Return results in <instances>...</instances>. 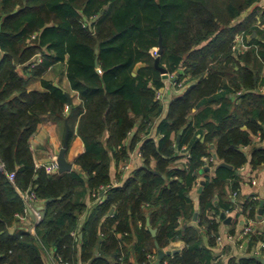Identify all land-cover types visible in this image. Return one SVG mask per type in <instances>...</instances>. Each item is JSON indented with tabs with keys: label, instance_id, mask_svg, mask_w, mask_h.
<instances>
[{
	"label": "trees",
	"instance_id": "trees-1",
	"mask_svg": "<svg viewBox=\"0 0 264 264\" xmlns=\"http://www.w3.org/2000/svg\"><path fill=\"white\" fill-rule=\"evenodd\" d=\"M259 1L0 0V264H46L50 249L68 264H132L128 246L135 235L143 264L157 255L156 240L165 249L179 238L185 247L160 264H211L200 228L212 234L219 224L208 212L231 211L227 185L238 192L242 166L264 164V147L251 154L242 149L251 133L264 139V11L235 24ZM238 34L249 48L236 53ZM160 38V65L177 83L185 76L197 83L169 104L156 140L149 134L164 113L156 99L164 79L153 54ZM39 53L43 60L31 67ZM66 60L81 98L73 107L64 90L44 78ZM25 64L31 70L21 74L17 68ZM28 73L43 89L29 90ZM48 113L69 126L68 147L75 135L83 139L85 151L76 159L81 171L56 175L36 166L30 141ZM137 149L141 165L114 186L112 165L121 167ZM187 153L189 160L179 163ZM6 171H15L14 182ZM200 174L198 227L188 225L183 234L180 218L189 222L196 213L190 193ZM28 189L49 201L43 220L35 232L13 233L25 208L21 191ZM88 196L97 206L80 225ZM258 207L257 201L245 204L249 217ZM248 237L250 247L264 241L259 231ZM231 263L263 264L253 257Z\"/></svg>",
	"mask_w": 264,
	"mask_h": 264
},
{
	"label": "crops",
	"instance_id": "crops-1",
	"mask_svg": "<svg viewBox=\"0 0 264 264\" xmlns=\"http://www.w3.org/2000/svg\"><path fill=\"white\" fill-rule=\"evenodd\" d=\"M263 11H264V0H260L252 7H250L248 10L244 11L240 19L236 21L235 24H238L241 21L247 19L252 14V12H255L257 14V17H260ZM3 55L4 53L2 51V53H0V61L2 60ZM42 57L44 58V56ZM142 65L143 64H139L137 68L141 67ZM17 69L21 74H24L26 70H31L28 64L20 65L18 66ZM28 75H30L29 90L43 89L39 78L34 77L30 73H28ZM262 75H264V70L262 72ZM44 78L50 80L55 86L62 88L64 92L70 96L71 101H69V103H71L72 107L74 105L81 104V98L79 92H77L72 88L71 82L67 76V60L64 62H57L56 64L51 66L48 69V71L45 73ZM163 79H164V86L160 88V91H162L163 93L164 113L158 120H156V124L152 128L149 134L150 137H153L156 140L160 138V136L157 134V125L162 119H164L167 116L169 110V104L173 100L181 97L191 85L197 83V80L190 81V78L186 76L182 79V82H179V84H176L174 80L171 78V76H168L166 78L163 76ZM68 112L69 111H66V114H68ZM194 112H196V109H194ZM66 128H67V123L64 119H58L57 117H54L49 113L43 114L41 116V122L38 125V128L35 131V133L32 135L30 141L31 149L37 167L39 168L47 167L53 161L57 160L60 150L63 146V139ZM250 138H251V144L242 148L248 154H251L254 147L256 146L264 147V139H262L259 134L251 133ZM84 151H85V143L83 139L80 136L75 135L71 140L70 145L66 152L67 160L73 164L72 170L81 171V167L76 163V159ZM139 153L140 152L138 149L132 153L131 155L132 167L130 170L122 172L121 167L118 168L116 164L112 165L111 176L114 186H121L128 178L129 174L134 169H136L141 165L142 158L139 156ZM184 162H185L184 158L179 161V163H184ZM216 163L217 165H219L222 162L217 159ZM155 164L156 161L153 160L152 166H155ZM214 173H215L214 170H211L209 174L210 176H214ZM55 174L59 175L62 173L58 171ZM239 175H240L239 187L237 189L238 192L236 197L234 196V191H232L231 184L227 185L226 187V193L228 195V198H230L231 201L233 202L234 208L231 211L226 210L225 212L223 211L222 213H226L227 217H231V222L229 224L225 223L221 219L222 213L220 215H215L213 211H210L208 212L207 215L209 218L215 219L219 224L218 232L214 231L212 234H210L206 231V228H200L203 245L210 250L213 257L211 264H232L231 262L234 261L235 259L238 261L240 258L254 256L253 252L255 251L259 243L253 247H250L249 239L246 237V234L244 235L245 227L250 226L252 228L251 232L259 231V234L260 233L264 234V164L258 166L257 168H254L250 163H247L244 166H242ZM253 178L256 180V183L252 182ZM204 180H205L204 175L200 174L198 176V183L194 186V188L190 193L195 203L196 213H198V217L200 213L199 188L202 186L201 182H203ZM248 201L259 202L258 212L255 217H249L250 211L248 212L245 209V204H247ZM86 202L89 209L88 211L82 214L79 221L80 225L86 223V221L93 213L95 207L97 206L98 201L96 200L94 202L88 196L86 198ZM261 208H263L262 213H260ZM192 222L193 219L190 220L189 222L188 221L186 222L184 216L180 218V230L182 231L183 234H186L187 232L186 227L188 225H193ZM198 223H199V219L197 221V224ZM32 227L33 226L31 220H27L25 222H21V224L18 226V229L14 227L12 229V232L17 233L18 231L25 229L29 231H34L33 230L34 228ZM219 236L222 237L221 241L218 240ZM212 237H214L213 240ZM241 245H243L244 248H241ZM184 247H185V242L181 240V238H179L176 241L172 242L164 250L181 252ZM128 248H129L128 251L130 253V260L132 264H143L139 260L138 238L136 235L134 236V242L130 243ZM157 255L149 256L150 262L148 264H155V262L157 261ZM260 257L264 259V251H263V255ZM45 261L46 264H59L58 258L54 256V252L51 249L46 250ZM80 264H90V263L86 262Z\"/></svg>",
	"mask_w": 264,
	"mask_h": 264
},
{
	"label": "built area",
	"instance_id": "built-area-1",
	"mask_svg": "<svg viewBox=\"0 0 264 264\" xmlns=\"http://www.w3.org/2000/svg\"><path fill=\"white\" fill-rule=\"evenodd\" d=\"M97 20V16L96 17H93L90 21L86 22L84 24V26H90L93 22H95ZM0 28H1V20H0ZM249 48V45L247 44V42L245 41V38H244V35L243 34H238L235 38V41H234V45H233V50L236 52V53H239V52H243L245 50H247ZM0 53H2V48L0 46ZM153 54L154 56H159V48L156 47L154 50H153ZM43 54L39 53L38 55H36L35 58H33L29 64L31 67H34L36 66L37 64H39L42 60H43ZM169 76H171V78L174 80V82L176 84H179L177 83V76L176 74H172V73H169ZM156 99L157 100H160V101H163V93L162 91L158 90L156 92ZM71 109V106L70 104H67L66 107H65V111H69ZM185 149V148H184ZM139 156L141 157V154L139 153ZM190 158V155L187 153L186 156L184 157L185 159V162L187 160H189ZM213 159H215V156L214 158H211L209 159L210 161H213ZM208 160V159H207ZM131 158L127 161H125L124 163H122L121 165V170L122 172L123 171H127V170H130L132 165H131ZM0 168H4V165L2 163H0ZM47 171L49 173H52V174H55L56 172L59 171V167H58V163H57V160L53 161L50 165H48L47 167ZM6 174H7V177L9 178L10 181L14 182L15 181V178H16V173L15 171H12V172H8L6 171ZM252 182L253 183H256V180L253 178L252 179ZM102 189L105 191V187H102ZM21 196H22V199L25 203V208H24V211L22 213H17V218L19 220V222H25L27 220H31V223H32V228H34L32 232H35V229H36V226L43 220V210L41 209V205L44 204V202L40 201L37 194L33 191V190H25V191H21ZM234 196L236 197L237 196V192H234ZM228 212V211H227ZM251 227L250 226H247L245 227V230H244V235L246 234V237L249 239L248 235L250 234L251 232ZM218 240L221 241L222 240V237L219 236L218 237ZM241 248H244L243 245H241ZM263 251H264V241H260L257 248L255 249V251L253 252V255H256V256H262L263 255ZM58 258V262L59 264H68L66 262H64L62 260V258L60 257H57Z\"/></svg>",
	"mask_w": 264,
	"mask_h": 264
},
{
	"label": "water",
	"instance_id": "water-1",
	"mask_svg": "<svg viewBox=\"0 0 264 264\" xmlns=\"http://www.w3.org/2000/svg\"><path fill=\"white\" fill-rule=\"evenodd\" d=\"M158 48H159V54H161L163 51L162 38L159 39V47ZM155 64H156V67L162 72V74L165 78L169 76L167 69L160 65V58L159 57L156 58ZM66 95H67L69 101H71L70 96L68 94H66ZM190 119H191V117H190ZM69 134H70V129H69V126L67 125L66 131L64 134V139H63V146H62L60 153L58 155V158H57V163H58L60 173L70 172L73 169V164L70 163L66 158V152H67L68 143H69ZM132 134H134V133H132ZM179 141H180V136L178 137V142ZM215 158H217V156H215ZM219 166H225L228 168H232V166L230 164L225 163V162L220 163ZM201 191H202V186L199 188V192H201ZM48 202L49 201L45 202L44 205H41L42 209H45V206L48 204ZM262 212H263V208L260 209V213H262ZM44 214H45V210H43V215ZM221 219L227 224H229L231 222V217H227L226 213L221 214ZM197 221H198V213H195L192 224L196 227H198ZM148 225H149V229L152 232L153 236H156L157 230L152 228L150 226L149 222H148ZM155 244H156V247L158 248L157 261L155 262V264H159L167 255H170L172 253L177 252V251H171V250L165 251L164 249H161L159 244H158V241H156ZM253 258H256V259H258L264 263V259L260 256L254 255Z\"/></svg>",
	"mask_w": 264,
	"mask_h": 264
}]
</instances>
